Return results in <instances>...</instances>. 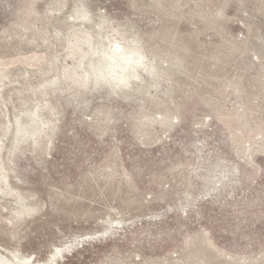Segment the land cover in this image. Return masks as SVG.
Returning <instances> with one entry per match:
<instances>
[{"label":"rangeland","instance_id":"374dc122","mask_svg":"<svg viewBox=\"0 0 264 264\" xmlns=\"http://www.w3.org/2000/svg\"><path fill=\"white\" fill-rule=\"evenodd\" d=\"M0 264H264V0H0Z\"/></svg>","mask_w":264,"mask_h":264},{"label":"bare ground","instance_id":"6f19581e","mask_svg":"<svg viewBox=\"0 0 264 264\" xmlns=\"http://www.w3.org/2000/svg\"><path fill=\"white\" fill-rule=\"evenodd\" d=\"M106 57L108 63L105 70H107L108 78L123 84L129 78L134 77L136 70L142 68L145 64L136 47L122 49L118 45H113Z\"/></svg>","mask_w":264,"mask_h":264}]
</instances>
